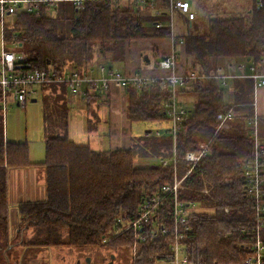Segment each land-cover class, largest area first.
<instances>
[{"label":"trees","instance_id":"16d2710c","mask_svg":"<svg viewBox=\"0 0 264 264\" xmlns=\"http://www.w3.org/2000/svg\"><path fill=\"white\" fill-rule=\"evenodd\" d=\"M170 4V0H156L154 5L144 8L134 0H87L85 12L76 18H68L64 5H60L61 17L53 16L58 8L45 6L38 13L17 16L15 28H6V31L7 34L21 33L25 39L21 51L33 70L52 69L57 73L66 68L81 70L93 62L96 46L108 47L114 54L112 64H120L124 61L125 43L170 36V28L165 25L170 21L167 12ZM158 10L162 13L156 14ZM249 10L248 18L216 17L210 19L205 33L190 30L176 36L177 43L184 42L183 53L190 58L189 70L207 74L219 62L237 58H246L258 65L264 56V0H250ZM159 23L162 25L157 27ZM184 24L186 28L189 26L187 21ZM146 62L144 60V64ZM106 65L110 67L109 62ZM48 87L66 92L65 86ZM233 87L230 103L226 97L228 92L214 82L192 89L190 93L195 95L196 102L176 138L178 177L187 176L179 198L196 206L187 220L191 231L181 242L188 264H243L248 255L242 246L252 243V238L242 233V229L253 227V222L251 208L243 196L240 168L253 151L252 140L247 135L249 122L255 116L253 82L238 79L233 81ZM168 99L161 81L141 89L129 87L126 117L132 124L167 122L163 111ZM92 105L87 106L90 113H94L90 109ZM47 106L44 122L51 120V124L59 127L63 123V133L45 138L46 155L42 163L31 161L27 142L5 141L0 112V264H6L3 252L12 236L11 169L41 167L45 173L46 200L18 208L22 223L17 232L26 240L20 243L23 248L66 245L78 249L132 248L136 242L132 231L114 237L117 219L135 220L143 194L153 195L162 186L171 184L174 175L171 165L137 167L134 162L137 158H171L173 137L145 132L146 135L137 140L132 134L128 149L95 151L89 145H77L70 139L66 104L61 105L62 112L58 111L57 119L54 103ZM232 107L242 113V117L232 122L231 130L216 133L218 114ZM98 123L95 122V128ZM91 124L88 120L89 129H93ZM210 141V154L191 169L185 154L197 151L201 144ZM227 179L232 182L225 184ZM206 189L210 190L208 195L203 193ZM156 222L168 234H159L156 240L139 245L136 264L171 260L174 225L170 201L157 214ZM31 229L34 233L30 239L26 231ZM64 232L68 234L67 239L62 237ZM19 247L12 250L10 264H17L22 251Z\"/></svg>","mask_w":264,"mask_h":264},{"label":"built area","instance_id":"2783aa9c","mask_svg":"<svg viewBox=\"0 0 264 264\" xmlns=\"http://www.w3.org/2000/svg\"><path fill=\"white\" fill-rule=\"evenodd\" d=\"M87 0H0V31H1V52H0V112L2 115L1 124L6 126V118L11 103L17 104L21 108H26L29 99L36 98L40 91L52 85L58 87L65 86L66 91L74 99L86 100L90 94H97L100 102L106 104L109 99L110 89L116 86L122 90L128 87L141 89L143 86L161 81L166 89L169 99L167 100L163 114L170 123L168 134L173 137L174 151L175 142L178 133L184 128L185 121L189 115L188 111L179 103V94L186 89L203 87L207 82H214L217 86L224 88L227 92V100L232 102V93L234 91V80H251L253 90L256 93L264 88V56L257 65L246 58H237L217 65L207 74H199L195 71L187 70L184 73H178V63L180 61V48L184 46L183 40L177 43L175 33L174 13L176 11L187 16L188 20L195 19V13L192 12V6L188 0H170V8L167 12L170 14V21L165 25L170 28L169 39L173 49L170 53L163 56L151 74H145L141 70L135 69L125 72L108 70L106 64L111 61V55L101 58L103 51L97 59L99 64L96 67L87 66L81 70L75 68H66L63 72L57 73L52 69L33 70L26 68L27 57L21 51L25 39L21 33L13 31L7 34L6 28L14 29L16 18L22 14L38 13L45 6L57 8L60 5L68 4L77 15L81 17L85 12V2ZM115 2L124 0H114ZM142 7L148 4L154 5L155 0H134ZM162 10L156 11L161 14ZM162 23L157 24L160 27ZM129 42H127L128 46ZM239 117L234 108L220 113L217 116L218 127L216 133L229 131L231 122ZM249 139L253 143L251 157L245 159L240 168V174L243 184V196L249 204L252 211L253 227L242 229L244 236L251 237L252 243L243 245L242 249L247 252V258L243 264H264V141L259 133V120L255 115L249 122ZM158 136H162L157 132ZM211 141L201 144L197 151L187 152L185 161L191 164L193 169L203 157L210 154ZM176 165V153L171 159L149 158L146 161L147 166L169 164ZM176 171V169H175ZM231 179H227L225 184H230ZM183 179L173 178L171 184L162 186L153 195L143 194L141 204L136 213L135 220L129 222L122 218L117 219V229L121 232L132 230L136 233L139 242L145 243L148 240H155L159 233L167 235L168 231L157 225V214L160 213L167 201H170L174 225V242L170 248L173 254L172 264H188L185 256V249L181 244L186 234L191 231L187 220L190 213L196 208L192 202H185L179 198V190H182ZM210 190H204L208 195ZM195 210V209H194ZM228 212V210H225ZM153 223V227L144 233L138 234L143 229ZM183 227V228H182ZM182 229V230H179ZM156 264H165L159 261Z\"/></svg>","mask_w":264,"mask_h":264},{"label":"crops","instance_id":"0c3cea01","mask_svg":"<svg viewBox=\"0 0 264 264\" xmlns=\"http://www.w3.org/2000/svg\"><path fill=\"white\" fill-rule=\"evenodd\" d=\"M190 1V0H188ZM250 2V0H196L195 2H189L192 6V12L195 13V19L193 21H188V18L184 14L177 13L174 16L175 21V32L177 36H181L188 32L189 29H195L196 25L201 28L203 24H206L207 28L209 25L208 22H204L200 19L199 12H205V15H208L209 12L216 14V17H229L233 14H238L242 12L243 9L246 8V5ZM65 6V5H64ZM250 13L249 8H247ZM155 12V11H154ZM202 15L201 17H204ZM185 21L189 23V26L186 28ZM167 21L165 22V24ZM129 48L130 54H133L135 60H131L134 66H131L127 62H121L120 64H116L117 72H125L126 70H141L145 74H151L155 67L157 66V62L165 55L170 53L173 49L172 43L168 38L161 39H139L132 40L125 48ZM180 51V61L178 63L177 69L178 73H184L190 68V58L183 53L184 46L177 48ZM102 52V51H101ZM103 55V54H102ZM111 55V54H110ZM148 56L151 60L147 61V64H144V57ZM96 57V63L99 62ZM101 58H106V56H102ZM112 58V57H111ZM113 59V58H112ZM111 59V61H112ZM225 62V61H224ZM223 61L219 64L224 63ZM218 64V65H219ZM108 67V65H106ZM111 67V65H109ZM108 67V68H110ZM113 71H115V67H111ZM192 89L188 88L184 93L179 94V103L182 106V103H187L189 100L186 96L190 93ZM126 90H122L116 86H112L110 89L109 99L110 103L104 105L100 102V97L97 94H90L86 98V100L82 101L79 99H74V106L79 108V112L84 114V118L87 120H91L93 125V129H90L88 134L91 135L89 137V146L93 149L95 147L100 148L101 146H105V142L103 137H101L100 133L103 132L104 126H109L110 135L108 138V145L111 147L112 151L128 149L131 147V136H132V125L130 121H128L125 110H126ZM254 91V90H253ZM46 93V94H44ZM39 95L43 97V100L51 101V98L54 100H59V104L62 103L68 104L70 99V94L66 92H61L59 90L53 89H44L39 92ZM227 97V96H226ZM59 98V99H57ZM121 101V108L118 107L119 102ZM33 102V101H32ZM89 103H93L90 109L94 110V113H90L87 109ZM13 105V107H12ZM15 103H11L12 110L15 109ZM104 105V106H103ZM68 107V106H67ZM183 107V106H182ZM184 108V107H183ZM70 114V108H68ZM254 114L259 118V120H263L261 125H259V133L264 138V88L259 89L256 93H254ZM7 120V118H6ZM43 122H44V114H43ZM95 122H99L95 128ZM70 128V125H69ZM131 130V131H130ZM6 131V126H5ZM150 131V130H148ZM148 131H145L148 133ZM69 137L76 144H84L79 141H75L70 136L69 129ZM127 132V133H126ZM151 132V131H150ZM86 135V132L82 133ZM14 138V139H13ZM45 138V137H44ZM262 138V137H261ZM11 139V140H10ZM263 140V139H262ZM5 141L8 142H16V143H24L21 139L18 140L15 137H11L10 133L6 135L5 132ZM45 141V139H44ZM264 141V140H263ZM95 151L97 149H94ZM33 163H37V161L32 160ZM148 158H138L135 160V166L138 167H146ZM44 160L38 161V163H42ZM10 179V205H11V217L14 216L17 220L18 217V227L20 223V217L18 215V208L22 204L27 203H42L46 200V188H45V173L43 168L41 167H32L26 169H11L9 174ZM12 227V221H11ZM13 229V228H12ZM17 230V228H16ZM13 234V233H12Z\"/></svg>","mask_w":264,"mask_h":264},{"label":"rangeland","instance_id":"374dc122","mask_svg":"<svg viewBox=\"0 0 264 264\" xmlns=\"http://www.w3.org/2000/svg\"><path fill=\"white\" fill-rule=\"evenodd\" d=\"M191 2H195L196 0H190ZM189 1V2H190ZM156 2V0H155ZM155 4V3H154ZM65 7H67L69 14H67L68 18H76L77 15L74 13L73 9L68 5L65 4ZM58 9L56 12H53V16L55 17H61V7H57ZM145 8V7H144ZM247 8L250 9V2L246 5V8L243 9L242 12H239L238 14H233L229 17H218V18H231V17H243L248 18L250 16V13L248 12ZM199 14L205 15V12H199ZM200 17L201 20L204 22H208V20L211 18H216V14H213L209 12L208 15H205L204 17ZM175 24V22H174ZM1 30V29H0ZM189 29L188 31H190ZM208 30L206 24H203L200 27L196 25L195 29H193L192 32H199V33H205ZM177 32V31H175ZM146 40V39H144ZM130 43V41H129ZM127 46V43H125V48ZM103 50V56H106L107 54H111L112 58L114 59V54L112 51H110L107 48H101L100 46L95 47L94 54L97 53L98 57L100 56V52ZM126 54L124 56V62L129 63L131 66H134L132 63L133 60H135L133 54H130L129 48L126 49ZM0 52H1V31H0ZM148 57V56H147ZM149 59V58H148ZM132 60V61H131ZM151 60V59H149ZM152 61V60H151ZM94 63H96V57H94L93 62L87 66H93ZM98 63V62H97ZM221 63V62H220ZM115 64V63H114ZM112 62H109V65H113ZM86 66V67H87ZM115 67V71H117V66ZM135 68V66L133 67ZM44 89H50V87H45ZM38 91H41V88L38 89ZM126 97H127V90ZM227 93V92H226ZM46 94V93H44ZM188 97L187 103H182V106L187 110H192L193 105L196 102V97L193 93H189L186 95ZM52 100L48 102V104L45 103V100H43V97L38 94L36 98H31L28 100L26 104V108H21L17 105H15V109L9 110L7 114V120H6V135L8 138V135L10 133L11 137H15L18 140H22L23 142H27L29 144L30 148V158L33 156L32 160L40 161L45 160V141L44 139L46 137H51L55 135H60L63 133V123H61L60 127L56 124H51V120H46L43 122V114L44 111L48 109L47 105H55L56 108V118L58 117V111L59 113L62 112L63 105L62 103L59 104L58 100H54V98H51ZM32 100H36V102H32ZM53 102V103H52ZM74 98L70 97L69 102L67 104L68 108H70V114H69V125H70V136L75 141H79L84 144H77V145H88L89 144V137H91L90 129L88 128V120L84 118V114L79 112V108L75 107L73 103ZM127 102V101H126ZM110 103V100L104 105H107ZM103 105V106H104ZM118 107L121 108V101L118 104ZM126 107V105H125ZM234 108V107H232ZM231 108V109H232ZM224 113V112H223ZM240 119L242 117V113L238 112ZM236 118V119H237ZM258 118V117H257ZM235 119V120H236ZM233 120L232 122H235ZM259 120V118H258ZM129 121V120H128ZM262 119L259 120V125H261ZM231 122V124H232ZM132 134L137 140H141L142 136H145V131L150 130V135L156 136L157 132L161 133L162 135L168 134V131L170 129V123L167 122H149V123H137L132 124ZM103 132L98 134L101 137H103V140L105 142V146H101L100 148L95 147L94 149H97L96 151H109L112 150L111 147L108 145V138H109V126H104ZM249 128L247 130V135L250 133ZM86 132V135H83L82 133ZM231 130V129H230ZM131 131V130H130ZM127 133V132H126ZM249 136V135H248ZM45 137V138H44ZM132 137V136H131ZM262 139L264 140L263 136L261 135ZM14 139V138H13ZM11 140V139H10ZM92 148V147H91ZM93 149V148H92ZM93 149V150H94ZM191 152V151H189ZM176 153V149L173 152ZM173 157V156H172ZM171 157V158H172ZM169 158V159H171ZM138 159V158H137ZM149 159V158H148ZM146 162V161H145ZM173 167V178L176 175L178 177L177 172V154H176V165L169 164ZM167 165V166H169ZM138 167V166H137ZM166 167V166H165ZM176 169V171H175ZM21 220V219H20ZM12 221V235H17V224H18V217L17 220L14 216L11 217ZM22 221H20L19 227H21ZM22 232L26 229V225L23 227ZM17 233V234H16ZM33 229L26 231L27 238H32L33 236ZM63 239H67L68 234L67 232H64L62 235ZM139 249V247H138ZM134 251L132 248H119L117 250L111 249V248H88V249H78L72 246H63V247H52L47 248L41 251L38 254L39 260L42 262V264H136V260L133 259Z\"/></svg>","mask_w":264,"mask_h":264},{"label":"flooded vegetation","instance_id":"af4514ba","mask_svg":"<svg viewBox=\"0 0 264 264\" xmlns=\"http://www.w3.org/2000/svg\"><path fill=\"white\" fill-rule=\"evenodd\" d=\"M18 233V232H17ZM16 233V234H17ZM19 234V233H18ZM12 235L9 238L8 244L6 249L3 252V259L4 262L6 261V264H10L11 261L9 259L10 254L12 250L15 248V246H20L19 248L22 249L21 253L18 255V262L17 264H42V262L39 260L38 254L47 248H37V247H24L20 245V243L25 242V238L22 235ZM10 252V253H9ZM9 253V254H8Z\"/></svg>","mask_w":264,"mask_h":264},{"label":"bare ground","instance_id":"6f19581e","mask_svg":"<svg viewBox=\"0 0 264 264\" xmlns=\"http://www.w3.org/2000/svg\"><path fill=\"white\" fill-rule=\"evenodd\" d=\"M99 64V62L98 63H94V65H93V67H96L97 65ZM106 66V65H105ZM106 68L108 69V70H112L111 68H108L107 66H106ZM113 71V70H112ZM129 88V87H128ZM128 88L127 89H124V90H128ZM88 97V96H87ZM187 177V176H186ZM186 177H184V178H181V179H183V181H184V179L186 178ZM203 193H204V190H203ZM134 221V220H133ZM132 222V221H131ZM157 223V222H156ZM116 225H117V222H116ZM153 227V223H151V226L150 227H148V228H145V229H143V231H139L138 232V234H140V233H144V232H146L148 229H151ZM130 231H132V230H130ZM133 232V231H132ZM122 233H124V232H121V231H119L118 229H116L115 231H114V237L116 238V237H118V236H120V235H122ZM133 234H134V239H135V243L133 244V246H132V250L134 251V256H133V259L134 260H137V256H138V247H139V245H141V244H145V243H147V242H152L151 240H148L147 242H145V243H142V242H139L138 241V239L136 238V233H134L133 232ZM159 234H162V232L161 233H159ZM159 234H158V236H159ZM158 236L155 238V240L158 238ZM111 239H109L108 241L107 240H104V243H106L107 244V242H109ZM154 241V240H153ZM172 258H173V254L171 253V260H170V262H165V264H172ZM188 260V259H187ZM159 262V261H158ZM157 262H155L154 264H156ZM187 263H188V261H187Z\"/></svg>","mask_w":264,"mask_h":264},{"label":"water","instance_id":"95a60500","mask_svg":"<svg viewBox=\"0 0 264 264\" xmlns=\"http://www.w3.org/2000/svg\"><path fill=\"white\" fill-rule=\"evenodd\" d=\"M144 60L145 61H149V59H148V57L147 56H145L144 57ZM248 61H249V59H248ZM24 67H26V68H30V66L29 65H27V66H24ZM222 90L224 91V88H222ZM33 102H36V100H32ZM148 133L150 134L151 132L150 131H148ZM152 168H157L158 166H156V165H153V166H151Z\"/></svg>","mask_w":264,"mask_h":264}]
</instances>
